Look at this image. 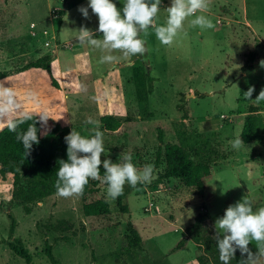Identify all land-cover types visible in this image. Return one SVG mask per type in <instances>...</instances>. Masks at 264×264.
<instances>
[{"label":"rangeland","instance_id":"rangeland-1","mask_svg":"<svg viewBox=\"0 0 264 264\" xmlns=\"http://www.w3.org/2000/svg\"><path fill=\"white\" fill-rule=\"evenodd\" d=\"M88 2L0 0V71L56 55L53 76L68 97L67 126L90 136L95 125L86 122L89 118L99 123L105 115L120 119L121 126L112 133L100 123L102 161L122 162L130 154L137 168L155 165L153 179L132 189L125 184L127 213L118 209L116 199L107 197V186L99 180H93L95 191L85 198L56 194L33 206L30 215L14 207V238L29 250L33 264H50L43 253L46 242L61 264H187L193 257L212 264L203 248L197 249L185 234L196 215L206 212L215 229L216 219L244 196L254 209L264 207V142L244 143L239 150L230 144L240 136L251 108L264 118V101L256 103L243 96L254 86L255 99L264 88V67L260 66L264 0H209L208 11L197 15H206L214 28L193 27L190 21L195 17H189L170 45H162L150 28L147 35L141 33L147 49L143 55L113 64L100 63L105 53L77 40L76 30L82 25L93 31L98 28V18L90 8L88 19L78 11ZM113 2L122 8L125 0ZM170 3L161 0L157 24L166 22ZM59 10L64 11L60 24ZM101 36L96 33V38ZM251 53H255L253 61H249ZM185 112L187 131L209 140L197 151L211 159L203 197L177 179L161 177L164 147L178 145L174 128ZM51 117L47 125L58 122ZM223 139L228 141L225 147ZM187 151L195 162L204 161L195 158L194 147ZM9 189L6 181L0 182V201L10 197ZM99 199L108 202L109 214L85 217L82 204ZM128 223L140 236L137 247L129 244ZM9 226L6 213L0 212V264H25L7 245ZM185 240V246L179 247ZM249 248L256 252V242Z\"/></svg>","mask_w":264,"mask_h":264},{"label":"clouds","instance_id":"clouds-1","mask_svg":"<svg viewBox=\"0 0 264 264\" xmlns=\"http://www.w3.org/2000/svg\"><path fill=\"white\" fill-rule=\"evenodd\" d=\"M161 0H125L122 8H118L113 0H89L87 7L81 6L78 11L85 19L89 18V8L98 18V28L93 31L86 26H81L77 31V40L80 43L100 49L104 55L100 63L113 64L121 59H129L143 55L146 49V41L141 38V33L148 34L151 28L162 45H170L184 28V22L189 17H195L190 21L191 26L201 29L214 28L211 19L205 13L209 9V0H171L166 8L167 19L164 24H157L156 18L160 11ZM102 34L96 38V33ZM119 52L120 55H113ZM264 67V60L260 61ZM254 86H250L243 96L245 100H255L256 103L264 101V88L255 99H252ZM0 96L5 97L7 103L0 105V113L10 111L14 101L10 89L0 86ZM32 116L24 114L23 119L31 120ZM48 117L39 115L41 128L47 126ZM89 124L95 125L92 135L84 136L72 127L68 135L64 137L67 145V160H59V168L56 171L57 180L55 187L57 195L63 198L81 196L89 180H99L107 185V197L115 200L123 194L125 184L136 187L138 184L150 183L153 179L155 165L145 164L143 168H137L132 162V156L125 154L122 162H112L104 159L103 132L100 130L99 121L89 118ZM37 120L29 124L26 131L17 132L16 139L22 142L25 156L31 154L34 144H39ZM5 125L0 123V130ZM9 131L16 132L18 123L9 120ZM46 134V132H42ZM234 149L239 150L244 142L241 136L230 141ZM101 165L104 175L101 176ZM215 240L219 250V259L222 264H231L239 250L241 259L239 264H264V207L254 209L252 201L242 197L235 204L229 205L222 217L215 221ZM256 242V252L249 245ZM192 264H198L193 261Z\"/></svg>","mask_w":264,"mask_h":264},{"label":"trees","instance_id":"trees-1","mask_svg":"<svg viewBox=\"0 0 264 264\" xmlns=\"http://www.w3.org/2000/svg\"><path fill=\"white\" fill-rule=\"evenodd\" d=\"M67 1L62 0V3L66 5ZM57 14L60 24L64 11L59 10ZM254 57L255 53H251L249 61H253ZM54 59L55 55H45L29 61L23 66L10 70H1L0 80L29 69H41L47 73L51 86L59 90V82L55 79L51 70V63ZM37 79L36 77H29L25 84L31 82V84L37 85ZM29 115L32 116V119L25 120L23 123H19L23 119V116L11 119L18 123L16 132L9 131L7 124L0 130V181H6L8 175H11L12 178L9 190L10 197L8 200L0 201V212H5L10 220L7 245L14 255L24 260L25 264H33V256L19 238H14L17 222L11 214V210L19 206L26 215H30L33 206L57 194L55 184L57 180L56 171L59 168L58 161L61 159L67 160V145L64 137L71 131L68 126L53 122L52 127L46 134L38 131L39 144H34L31 154L25 156L22 142L16 139L17 132L26 131L29 124L34 123L35 119L37 120V128L41 129L39 117L33 114ZM187 119L188 114L185 112L181 117V121L174 128V133L178 138V145H165L164 147L165 167L161 177L163 179H177L185 187L193 188L198 196L203 197L205 189L204 180L211 174V159L209 155L200 156L197 151L205 144H208L209 140L197 132L189 133L184 126V121ZM100 123L107 132L112 133L121 126L122 121L114 116L105 115L100 117ZM240 136L245 144H262L264 142V118L257 109L251 108L245 115ZM158 139L162 143L160 134ZM192 147L195 148V158L198 160H202L201 158H203V162H195L194 158L187 151ZM160 149L157 153V159L161 155ZM100 174L101 176L104 175L102 165ZM105 186L107 185L105 184ZM95 188L96 183L90 179L81 197L85 198L92 194ZM132 188L129 186V189ZM127 193L128 190H123V194L116 198V205L122 213L128 212L126 205L123 204V198ZM82 212L85 217H101L108 215L110 209L106 200L99 199L83 203ZM128 231L130 233L128 236L130 246H139L141 242L140 236L130 223H128ZM215 233L216 230L209 222V215L206 212H199L194 222L185 228L187 239H190L197 249L203 248L204 253L212 264H222L219 259V250L216 246ZM185 243L186 240L181 242L179 247H184ZM43 253L50 264H61L55 258L52 245L48 242L44 245ZM241 259V255L236 252L231 264H239ZM195 260L198 264H204L199 258Z\"/></svg>","mask_w":264,"mask_h":264},{"label":"crops","instance_id":"crops-1","mask_svg":"<svg viewBox=\"0 0 264 264\" xmlns=\"http://www.w3.org/2000/svg\"><path fill=\"white\" fill-rule=\"evenodd\" d=\"M54 62L55 59L51 63L52 74H53ZM29 77H36L40 79L39 82L40 84L38 85L34 83L31 84V82L29 84H25ZM59 85L61 86V84ZM0 86L6 87L11 90V92L13 93L12 99L14 101V104L10 111L0 113V123L6 125L9 120L16 117L24 116V114H33L39 117V115L44 114V112L46 111H49L52 114H47L46 115L47 117L52 116L56 121H58V123H60L63 126H67L66 110H68V97L64 93L65 91H63L62 86H61V90L55 89L51 86L50 79L45 71L41 69H29L24 72L17 73L0 80ZM43 90L45 92H43ZM57 96L59 100L57 99ZM59 102H61L60 107H59ZM6 103H7L6 98L0 96V105ZM55 111L58 115H54L56 114ZM51 127H52V123L48 124L45 129L41 128V133L42 132L47 133ZM227 143L228 141L223 139L221 141V146L225 147L224 145H228ZM9 177L11 178V175H8L6 180V182L8 183V189L11 187V183H12V178L10 180ZM0 182H5V181H0ZM193 261H196L195 257L191 258V261L189 263L192 264Z\"/></svg>","mask_w":264,"mask_h":264}]
</instances>
